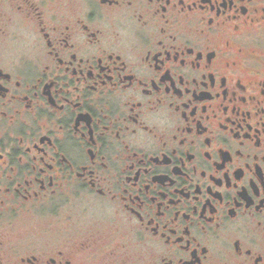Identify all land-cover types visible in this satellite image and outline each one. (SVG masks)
Listing matches in <instances>:
<instances>
[{
  "label": "flooded vegetation",
  "instance_id": "1",
  "mask_svg": "<svg viewBox=\"0 0 264 264\" xmlns=\"http://www.w3.org/2000/svg\"><path fill=\"white\" fill-rule=\"evenodd\" d=\"M0 264H264V0H0Z\"/></svg>",
  "mask_w": 264,
  "mask_h": 264
}]
</instances>
